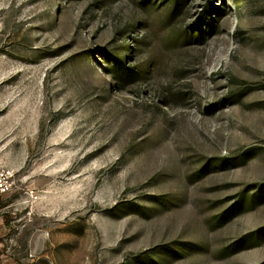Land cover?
<instances>
[{
    "label": "rangeland",
    "instance_id": "1",
    "mask_svg": "<svg viewBox=\"0 0 264 264\" xmlns=\"http://www.w3.org/2000/svg\"><path fill=\"white\" fill-rule=\"evenodd\" d=\"M206 1L0 0V264H264V0Z\"/></svg>",
    "mask_w": 264,
    "mask_h": 264
},
{
    "label": "trees",
    "instance_id": "2",
    "mask_svg": "<svg viewBox=\"0 0 264 264\" xmlns=\"http://www.w3.org/2000/svg\"><path fill=\"white\" fill-rule=\"evenodd\" d=\"M219 11V8H216L212 0H207L205 6L203 7V11L200 14L199 22H203L204 20H210V18L213 14L216 15V13ZM104 57L109 60V62L113 65L114 68H116L117 72L115 74L121 75L125 70H128L129 72H133V67H129V64L120 58V54H111V53H105Z\"/></svg>",
    "mask_w": 264,
    "mask_h": 264
},
{
    "label": "built area",
    "instance_id": "3",
    "mask_svg": "<svg viewBox=\"0 0 264 264\" xmlns=\"http://www.w3.org/2000/svg\"><path fill=\"white\" fill-rule=\"evenodd\" d=\"M14 183V172L0 163V199L11 192Z\"/></svg>",
    "mask_w": 264,
    "mask_h": 264
}]
</instances>
